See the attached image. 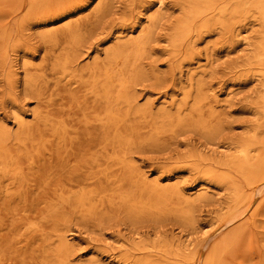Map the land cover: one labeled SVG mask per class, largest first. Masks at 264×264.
Here are the masks:
<instances>
[{
    "label": "rangeland",
    "instance_id": "374dc122",
    "mask_svg": "<svg viewBox=\"0 0 264 264\" xmlns=\"http://www.w3.org/2000/svg\"><path fill=\"white\" fill-rule=\"evenodd\" d=\"M31 1L36 6L27 14ZM159 1L104 0L99 13L103 0H0V34L8 32L5 40L0 38V127L13 138L22 136L21 121L37 131L31 140L34 160L23 158L22 177L8 199L1 189L11 180L0 187V264H60L59 232L72 244L63 256L68 264H142L152 256L150 251L156 253L155 247L164 245L176 250L182 247L188 258L198 252L195 261L181 264H204L212 241L232 232L238 233L225 254V264L264 262V187L251 191L241 175L234 178L246 193L252 192V204L263 208L255 223L240 218L226 228L224 217L232 205L228 186L205 180L203 170H196L190 157L197 155L201 162L203 158L230 156L236 144L250 141L255 134L264 140V78L255 72L256 64H249L253 55L250 44L257 41L262 29L252 15L236 25L239 36L227 41L213 32L198 41L193 59L184 54L171 58L167 28L176 23L180 12L175 0H162L167 21L158 31L160 40L153 43L150 56L142 60L147 76L132 88L136 105L151 115L175 112L195 78L203 85V113L194 123L201 128L216 126L219 131L210 139L191 121L185 129L149 140V123H145L138 137L142 141L123 145L115 153L132 162L135 183L124 178L128 172L116 160L112 171L116 182L107 187L116 191L91 201L85 212L69 201L105 185H91L102 171L98 164L105 156L99 145L103 129L98 127L104 109L94 101L86 83L89 79L81 73L86 75L95 62L103 61L105 50L117 42L111 38L113 32L119 31L122 40L135 38L148 18L159 11ZM67 15L71 16L70 25L59 23ZM67 54L73 63L64 72L59 63ZM46 120L64 125L67 138L61 141L42 134ZM127 133L126 129L123 134ZM208 162L203 161V167L208 168ZM145 178L168 188L176 186L187 195L205 194L193 208L192 222L180 218L175 198L164 213L146 210L132 216V203L121 202L120 192L139 193ZM201 183H208L201 187L203 193L197 192ZM138 243L149 249L134 250Z\"/></svg>",
    "mask_w": 264,
    "mask_h": 264
},
{
    "label": "bare ground",
    "instance_id": "6f19581e",
    "mask_svg": "<svg viewBox=\"0 0 264 264\" xmlns=\"http://www.w3.org/2000/svg\"><path fill=\"white\" fill-rule=\"evenodd\" d=\"M60 1L69 2L71 0ZM175 3L178 6L180 16L176 23L167 28L170 32L166 37L171 58L184 54L185 58L193 59L196 55L198 41L213 32L220 34L227 41L234 36H239L236 25L241 19L245 20L252 15L255 21H259L262 31L257 41L250 44L253 49V55L249 64H256L258 68L255 72L261 78H264V0H175ZM103 4L104 0L102 4L99 2V13L103 12ZM162 5L163 1L161 0L158 3L159 11L148 18L147 25L140 29L139 34L135 38L130 37L122 40L123 38L117 36L119 31L113 32L114 35L111 38L117 42L105 50L103 61L95 62L96 65L89 68L86 75L83 76L81 73V77H88L89 79L86 83L90 87L89 92L93 94L94 101L100 103L104 109V117L100 119L102 124L98 127L101 130L103 129V138L99 145L105 150V156L98 164L102 171L96 179L95 177L91 178V180L95 179L91 182V185L99 183H105V185L95 191H84L76 195L73 200H69L75 202L80 212H85V207L90 205L89 203L94 199L101 198L110 191H116L112 188L107 189L109 185H113L116 182L112 172L113 168L117 166L115 164L116 160H119L122 169L128 172V175L124 178H129L131 183H135L136 172L133 169L132 162L130 163L126 158H118L115 155L119 147L142 141L138 137H141L143 128L149 127L148 139L155 140L167 132L176 133L179 129L189 127L191 121L194 123V119L203 113V106L201 105L203 97L200 95L203 85L202 82L194 81L195 78H191L190 84L184 93L183 102L178 104L175 112L165 110L157 115H151L148 110L137 107L136 99L131 93L132 88L138 82L146 79L147 74L142 69V60L150 56L153 43L158 39L160 40L158 31L162 30L163 26L165 27L167 14L164 13L165 7ZM35 6L36 2L31 1L26 6L27 14L31 13ZM70 18L71 16L67 15L59 23L69 26L71 23ZM7 35L8 32L4 31L0 34V38L5 40ZM207 57H209V53H207ZM99 58H96V61ZM71 63H73V59L67 54V57L59 65L65 72L71 68ZM190 104L192 105L190 106ZM185 111L188 112L184 113ZM261 111L264 114V107L261 108ZM145 123H149V125L143 126ZM20 125L22 136L17 135L14 138L6 128L0 127V187L2 188L4 184L11 180L6 185V188L1 189L2 195L6 199L11 196L13 187L22 177L23 158L34 160V144L31 140L37 131L30 126H26L23 121L20 122ZM194 126L200 128V130L202 129L210 139L219 131L216 126H213V128H201L200 124L196 123H194ZM126 129L129 133L123 134ZM40 132L42 134L46 133V135L49 134L48 136L61 141L65 140L68 135V130L64 125L51 124L48 120L45 122V128L40 130ZM24 141H30L31 143ZM233 148L235 153L230 156H214L215 158L213 159L203 158L202 160L205 162L210 161L208 162V168L203 167V161L200 162L197 155L193 154L190 156L191 159H194L195 169L203 170L202 173L205 176V180L214 179L218 185L228 186L227 190L232 194V205L224 217V227L226 228L234 220L240 218H246L244 221L255 223V217L263 208L262 204H255L256 206L252 204V192L248 190L246 193L241 184L235 181L234 178L237 175H241L251 191L255 188L256 192L259 188L264 187V140L257 139V134H255L250 141L238 143ZM221 168L225 170H221ZM141 185L139 193L130 192L123 194L120 192L121 202L125 204L132 203V216L141 214L146 210L164 213L169 202L175 198L177 199L175 205H177L176 209L180 212V218L184 223L188 224L193 220V208L197 201L206 198L205 194L199 197V194H196V196H193V194L187 195L176 186L168 188V186H161L156 182L150 183L147 178L143 179ZM207 185L208 183L198 185L197 192H202L204 189L201 187ZM139 204L145 206L140 208ZM248 209L249 212L246 214ZM88 211L90 212L91 209ZM237 233L230 234L220 241L215 239L212 241L213 244L211 246H209L210 242H207L205 247L209 246L210 249L204 264H225V254L231 247ZM188 237L190 236L188 235ZM56 241L58 243V256L63 259L60 264H68L63 256L68 254L72 244L67 236L60 232L56 235ZM182 246L185 249L186 246L184 244ZM148 249L149 247L146 244L143 245V243H138L134 247V250L142 252ZM155 249L157 254L150 251L153 253L151 254L152 256H147L142 264H181L184 260L195 261L197 255L199 256L198 252H195L193 257H186L180 246L177 250L171 245L158 246ZM200 259H202L201 256ZM261 264H264V262Z\"/></svg>",
    "mask_w": 264,
    "mask_h": 264
}]
</instances>
